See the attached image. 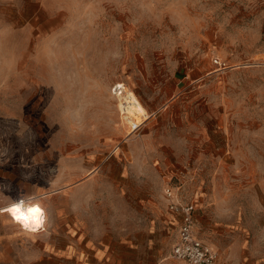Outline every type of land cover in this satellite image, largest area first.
<instances>
[{
  "label": "rangeland",
  "instance_id": "1",
  "mask_svg": "<svg viewBox=\"0 0 264 264\" xmlns=\"http://www.w3.org/2000/svg\"><path fill=\"white\" fill-rule=\"evenodd\" d=\"M153 2L148 12L137 0H100L96 46L124 54L112 88L120 116L111 134L91 129L71 141L59 133L48 139L46 94L32 100L21 122L12 119L15 111L0 114V197L37 193L44 181L50 188L39 191L54 212L35 237L0 219V264H150L149 252L155 264H173L180 209L190 206L195 236L218 264H264V141L248 135L264 121L253 91L264 84L256 72L264 66V0H182L179 11L168 8L172 0ZM6 15L17 24L30 18L34 28L46 19L34 8ZM173 15L191 21L190 43L168 47L162 40L177 33ZM74 22L90 30L86 19ZM38 90L37 82L24 95ZM128 92L149 115L141 125L121 112ZM212 93L244 102L217 108ZM142 159L158 162L156 177L142 174ZM157 179L172 189L166 211L156 198ZM87 195L100 217L91 227L70 209V198ZM112 206L127 218L113 221Z\"/></svg>",
  "mask_w": 264,
  "mask_h": 264
},
{
  "label": "clouds",
  "instance_id": "2",
  "mask_svg": "<svg viewBox=\"0 0 264 264\" xmlns=\"http://www.w3.org/2000/svg\"><path fill=\"white\" fill-rule=\"evenodd\" d=\"M99 5L100 0H0V114L15 111L17 115L12 119L14 122H21L25 109L32 100L46 94V110H50L53 117L52 126L48 129L51 136L48 139L59 133L71 141L76 134L91 129L105 135L112 133L120 116L118 101L112 96V88L120 82L116 78V66L123 60L124 54L118 47L102 52L96 46L98 34L93 25L99 19ZM137 7L151 12L154 2L137 0ZM183 7L182 0H172L168 5L169 9L177 11ZM33 8L46 18L40 28L32 27L30 18H26L24 24L7 19L6 14L12 10L23 15ZM62 12L67 14L66 18L59 16ZM77 19H86L90 30L85 31L83 25L78 26L74 22ZM171 22L177 27V33L162 37L166 45L179 47L190 43L191 21L187 17L173 15ZM139 59L137 57L138 62ZM259 60L264 65V57ZM256 72L264 75V66L258 67ZM37 82L39 90L36 95L26 98L24 90L32 88ZM253 91L258 94L254 109L264 113V107H261L264 105V84ZM212 98L217 108L226 107L230 103L239 107L244 102L239 100L237 103V97L224 94L217 96L212 93ZM137 130L134 129L133 132ZM144 131L147 133V129ZM128 135L131 136L132 133ZM248 135L254 141H264V121L259 129ZM171 158L175 160V156ZM59 163V153H54L49 166L55 168ZM157 164L158 162L142 159V174L156 177ZM32 182L37 183L35 180ZM48 188L49 184L40 181L37 184L38 192L23 198H18V194L13 192L5 193L0 197L3 200L0 219L24 231L23 224L16 220L13 213L31 216L38 225L34 227L33 237L38 236L54 219L52 202L39 191ZM156 188V198L161 210L166 211L174 203L171 200L172 189L159 179ZM71 199L73 198H70L71 211L89 227L99 221L91 195L76 203H71ZM177 200L181 205L187 206L178 190ZM111 210L113 221H124L127 218L121 208L112 206ZM196 232L197 225L189 221L180 226L178 236L191 242ZM260 242H264V236L260 237ZM147 258L150 264H155L152 252L148 253ZM171 261L173 264H185L174 249Z\"/></svg>",
  "mask_w": 264,
  "mask_h": 264
},
{
  "label": "built area",
  "instance_id": "3",
  "mask_svg": "<svg viewBox=\"0 0 264 264\" xmlns=\"http://www.w3.org/2000/svg\"><path fill=\"white\" fill-rule=\"evenodd\" d=\"M193 209V206L180 209L183 214L182 225H186L189 221L194 222ZM174 251L189 264H218L215 251L196 236L192 238L191 242L182 240L179 237Z\"/></svg>",
  "mask_w": 264,
  "mask_h": 264
},
{
  "label": "bare ground",
  "instance_id": "4",
  "mask_svg": "<svg viewBox=\"0 0 264 264\" xmlns=\"http://www.w3.org/2000/svg\"><path fill=\"white\" fill-rule=\"evenodd\" d=\"M120 109L124 115H127L128 117L130 116L132 118H136L135 120L136 121L138 120L136 124L139 125L142 124V118L148 119L149 117L144 106L141 104L138 98L134 94H132V92L131 93L128 92L124 103L120 105ZM13 215L15 216L16 220L20 221L23 224L24 230L33 232L34 227L38 226L35 218L31 216H25L24 214L16 215L15 213H13Z\"/></svg>",
  "mask_w": 264,
  "mask_h": 264
},
{
  "label": "snow or ice",
  "instance_id": "5",
  "mask_svg": "<svg viewBox=\"0 0 264 264\" xmlns=\"http://www.w3.org/2000/svg\"><path fill=\"white\" fill-rule=\"evenodd\" d=\"M14 211H16V210H14Z\"/></svg>",
  "mask_w": 264,
  "mask_h": 264
}]
</instances>
